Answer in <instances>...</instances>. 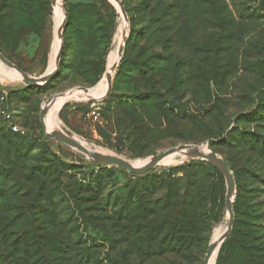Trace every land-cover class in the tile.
Wrapping results in <instances>:
<instances>
[{
  "label": "rangeland",
  "instance_id": "rangeland-1",
  "mask_svg": "<svg viewBox=\"0 0 264 264\" xmlns=\"http://www.w3.org/2000/svg\"><path fill=\"white\" fill-rule=\"evenodd\" d=\"M57 1L63 21L56 52L62 19L51 0H0V53L32 79L46 75L53 59L56 69L47 82L26 86L0 62V94L28 87L7 104L24 137L6 133L0 119V225L13 217L20 226L64 222L79 225L89 242L101 237L84 230L81 211L84 217L103 214L110 235L101 257L112 258L105 264H202L209 243L228 223L226 184L216 167L172 155L135 175L95 163L52 133L128 161L207 144L227 163L235 184L232 228L211 264L221 248L222 264H264V0ZM187 2H194L196 13ZM178 5L188 12H176ZM122 21L127 36L111 92L99 101L82 93L58 99L44 122L54 120L59 129L43 132L39 114L46 102L106 82ZM94 102L97 119L90 114ZM16 143L18 157L7 154L5 147ZM57 192L64 204L47 201ZM39 200L52 215L63 212L64 220L33 219ZM120 209L125 217L116 228L111 219ZM18 211L28 219H19ZM135 230L141 235L133 236ZM5 249L1 244L0 264H8Z\"/></svg>",
  "mask_w": 264,
  "mask_h": 264
},
{
  "label": "trees",
  "instance_id": "trees-1",
  "mask_svg": "<svg viewBox=\"0 0 264 264\" xmlns=\"http://www.w3.org/2000/svg\"><path fill=\"white\" fill-rule=\"evenodd\" d=\"M196 1L202 2V0H196ZM187 3L189 4L190 2ZM192 3L190 4L193 6V8L190 12L196 13L194 2ZM174 9L176 12L181 11L183 14L188 12L185 11V9L179 5L174 7ZM154 10L155 9H150V5H148L147 11H150L151 12L150 14H152ZM166 12L167 11L165 9L163 13ZM27 89L28 87L21 88L22 91H25ZM20 91L19 90L9 91V93H7V103L9 104L8 98L10 99L15 94V92H20ZM101 106H103V103L101 104ZM1 128L5 129L4 131L10 134L11 136H16L17 140L20 139V137L21 138L24 137V135L11 132L9 129L5 128L4 125ZM21 143H27V142H25V139H23L21 140ZM5 150L7 154L11 153L14 154L15 157H18L19 151L21 149L19 148V143L18 144L16 143L6 146ZM187 166H190V164H188ZM60 192H57L56 194L54 193L51 194L50 196H53V198H49L48 196L47 201H53V203L61 202V200L64 198V195H61ZM57 195L60 197L58 200L56 199ZM64 200H62L63 204H64ZM40 204L44 206V208L46 207L45 212H43L42 214H39L41 212L39 210ZM33 205L34 208L32 210L35 213L34 217L31 215L33 219L40 218L42 215H44L46 217H49L51 222L53 221V219L64 220L62 219L64 218L65 215L63 212H61L60 214L56 212L53 213L52 215L51 212H54L53 209L51 210L48 209V207L46 206L47 204L41 200L34 202ZM76 205L78 206L79 203H76ZM48 212H50L51 215ZM136 214L137 213H131V220L133 219L137 220ZM16 215L19 216V219H25V220L28 219L27 215L22 213L21 211L20 212L18 211ZM81 215L84 218L83 219L84 220L83 225L85 226L83 227L84 230L86 232L88 231L97 232V234L100 235L101 237L100 239L95 240L94 238V239H90V241L88 242L85 237L84 238L82 237V230L80 229L79 225L75 227H68L64 224V222L58 223V221L56 224L44 223L35 226L34 225L20 226L19 224L16 225L13 223V221L16 220L18 217H13L10 220L9 224L3 226L0 225V245L1 244L5 245L6 248L5 251L7 254V258L5 262H7L8 264H20L19 263L20 260L23 261L27 260L26 264H105V262H109V261L111 262L112 258L110 257L109 254H106L105 257H101V249L103 248L102 245H109V235H110V230L108 225L109 219L106 218L103 214L101 215L100 218L95 217L94 215L84 217L85 214L84 212L81 211ZM123 216L125 217L123 210L120 209L116 212V220L114 221V219H111L113 220V222H115L116 228H118L120 223L123 222L122 219ZM20 224L23 225L22 223ZM138 232L140 231L135 230L133 236L136 235ZM48 237H50V239ZM149 243H150V239L148 238V240L146 242H143L142 245L145 247L144 244H149ZM180 248L181 247H177L179 252H181ZM221 250L222 248L220 249L219 255L214 262L215 264H222ZM173 251L171 253H175ZM51 254H53L54 257L50 258L49 256ZM130 255L132 258L133 257L132 253H130ZM2 259L5 258L2 257Z\"/></svg>",
  "mask_w": 264,
  "mask_h": 264
},
{
  "label": "water",
  "instance_id": "water-1",
  "mask_svg": "<svg viewBox=\"0 0 264 264\" xmlns=\"http://www.w3.org/2000/svg\"><path fill=\"white\" fill-rule=\"evenodd\" d=\"M115 1L117 2V0H115ZM51 2H52V4H55L54 0H51ZM61 32H62V27L60 26V28L58 30V37L61 35ZM126 36L122 40L121 46L119 47V50H118L119 58L122 56V53H123L122 49H123V46H124V43L126 40ZM59 52H60V50H59ZM59 52L57 54L56 61L58 60ZM0 61L5 66H7L8 68L14 69V70L18 71L20 74H22L23 75L22 81H24V84L26 86L40 85L42 83L47 82L53 76V74L55 73V70H56L55 69L54 71L44 75L43 77H40L37 79H32V78L28 77L26 74H24L16 65L9 62L1 53H0ZM118 63L119 62H117L114 66H112L110 71L105 73V78L107 81V92L101 100L106 98L111 91L112 74L114 73L115 69L117 68ZM81 90L87 91L88 89L82 88ZM51 101H53V99ZM46 113H47L46 107L43 106V108L41 109L40 114H39V123L43 129V132H45V133H47L45 130V126H44V118H45ZM52 137L57 139L62 144L66 145L68 147H71V148H73L79 152H82L88 158L92 159L95 163H97L101 166H115L118 168L125 169L129 173L135 174V175L146 174L147 172L154 169L157 166L158 162L162 158H164V157H166L169 154H172L174 152L185 151L187 156L189 157V159H198V160L207 161L208 163H210L211 165H213L214 167H216L220 171V173L222 174V176L224 178L225 184H226V193H225L224 203H225V207H226L227 213H228V223H227V227H226L225 232L223 233L222 237L219 239L218 249H219L221 243L223 242V240L229 235V232H230V230L232 228V224H233V205H232V203H233V196H234V190H235L234 178H233L231 171L229 170L227 163L223 159H221L219 156H217L213 151H210V150L203 151L197 145H180L178 147L167 149L162 153H159V154H156V155L150 157V159L146 165H144L143 167H140V168H135V167H132L125 160L120 159L118 157H115L113 155H101V154L92 153L89 150H87L86 148H84L77 141H75L73 138L69 137L67 134H65L61 131H57V132L52 133ZM216 247H217V244L215 242L209 243V245L206 249L202 264H209L211 256H212ZM217 252H218V250H217ZM216 257H217V254H216Z\"/></svg>",
  "mask_w": 264,
  "mask_h": 264
},
{
  "label": "bare ground",
  "instance_id": "bare-ground-1",
  "mask_svg": "<svg viewBox=\"0 0 264 264\" xmlns=\"http://www.w3.org/2000/svg\"><path fill=\"white\" fill-rule=\"evenodd\" d=\"M55 1V5L53 6V10L52 11H56V10H60V12H58V18L59 20H61V22L57 25V29H56V34H55V40H56V52L58 51V47H59V40H58V30L62 24V21H63V10L61 8V6L59 5V2L57 0H54ZM120 11V10H119ZM57 16V15H56ZM121 16V15H120ZM62 17V18H61ZM122 20V19H121ZM126 23V22H125ZM124 23V21H122V27H121V34H120V38H119V42H118V45H117V49H116V54L113 55L112 59H111V65H109V67L107 68V72L110 71L111 67L114 66L118 60H119V55H118V50H119V47L121 46V43H122V40L125 38V36L127 35V26L126 24ZM55 52V54H56ZM1 62V61H0ZM2 63V62H1ZM3 64V63H2ZM7 67V66H6ZM11 69V68H9ZM55 69V62H54V59H53V62H52V66H51V69L48 73L52 72L53 70ZM11 70H14V69H11ZM16 73H18L20 75V77L23 79V75L20 74L18 71L14 70ZM47 73V74H48ZM106 80V78H105ZM25 85V84H24ZM107 92V81L104 82L103 84H101L100 86L98 87H95V88H92V89H88L87 91H83V90H74L70 93H66L64 95H61V96H58L56 98L53 99V101H50V102H46V110H48L50 108V105H53L58 99H67L69 98L70 96L76 94V93H82L83 95H85L87 98L89 99H93L95 101H99L101 100L105 94ZM66 101V100H65ZM47 103H49V105H47ZM63 105V103L61 104V106ZM44 126H45V130L46 132H49V131H54L55 129H59L56 127V122L54 120L50 121L47 125H45V122H44ZM200 149H202L203 151H208V147H207V144H203V145H197ZM84 147V146H83ZM85 148V147H84ZM87 149V148H86ZM89 150V149H87ZM90 152L92 153H95V154H101V155H110V154H104V153H99V152H94V151H91L89 150ZM172 155H183V156H187L186 152L185 151H180V152H174L172 154H169L168 156H172ZM166 156V157H168ZM164 157V158H166ZM162 158L158 164L164 159ZM121 159V158H120ZM150 158L146 159V160H139V161H128V160H125L127 163H129L132 167H135V168H140V167H143L144 165L147 164V162L149 161ZM124 160V159H123ZM157 164V165H158ZM157 167V166H156ZM224 233V232H223ZM223 234L219 233L217 234L212 242H215L217 244V246L219 245V239L222 237ZM218 250V249H217ZM209 264H211V259L209 261ZM215 264V263H214Z\"/></svg>",
  "mask_w": 264,
  "mask_h": 264
},
{
  "label": "built area",
  "instance_id": "built-area-1",
  "mask_svg": "<svg viewBox=\"0 0 264 264\" xmlns=\"http://www.w3.org/2000/svg\"><path fill=\"white\" fill-rule=\"evenodd\" d=\"M98 104L95 102L91 105V116L94 119L98 117ZM0 119L4 122L7 129L13 133L24 135L25 131L19 126L16 121L15 115L12 110H9L7 106V93L2 92L0 94Z\"/></svg>",
  "mask_w": 264,
  "mask_h": 264
},
{
  "label": "crops",
  "instance_id": "crops-1",
  "mask_svg": "<svg viewBox=\"0 0 264 264\" xmlns=\"http://www.w3.org/2000/svg\"><path fill=\"white\" fill-rule=\"evenodd\" d=\"M8 104V103H7Z\"/></svg>",
  "mask_w": 264,
  "mask_h": 264
}]
</instances>
